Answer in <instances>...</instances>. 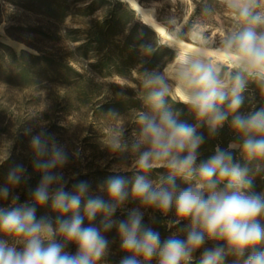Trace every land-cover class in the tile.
Listing matches in <instances>:
<instances>
[{
	"label": "clouds",
	"instance_id": "9594fccd",
	"mask_svg": "<svg viewBox=\"0 0 264 264\" xmlns=\"http://www.w3.org/2000/svg\"><path fill=\"white\" fill-rule=\"evenodd\" d=\"M199 6L208 19L218 8L226 10L230 25L216 33L199 19L164 20L170 37L165 46L176 55L162 71L139 73L144 94L138 96L142 108L131 111L137 129L130 143L124 139L128 118L107 115L122 123L105 146L130 153L131 163L119 170L132 172L131 177L110 176L95 192L87 181L66 191L63 169L79 150L70 154L43 124L36 133L24 130L40 180L24 203L15 192L29 179L23 164L12 166L0 184V264H110L115 243L122 254L117 264H225L228 257H234L233 264H264V192L254 191L255 178L264 176V107L255 109V97L249 96L253 110L240 112L249 83L264 100V0H217L215 5L201 0ZM155 51L153 45L141 46L144 56ZM174 104L184 105L196 123L180 120ZM229 120L239 142L217 146L197 164L204 143L199 129L214 137ZM233 150L243 164L234 162ZM155 169L167 174L151 179ZM130 200L138 207L115 219ZM49 201L55 220L37 218V207ZM142 209L160 213L169 230H178L162 239L144 223ZM97 216L98 226L93 224ZM151 219L156 222L155 215ZM113 230L116 237L109 240L106 234ZM69 245H75V254L67 251Z\"/></svg>",
	"mask_w": 264,
	"mask_h": 264
},
{
	"label": "rangeland",
	"instance_id": "374dc122",
	"mask_svg": "<svg viewBox=\"0 0 264 264\" xmlns=\"http://www.w3.org/2000/svg\"><path fill=\"white\" fill-rule=\"evenodd\" d=\"M120 1L135 12L137 21L155 32L154 42L164 45L169 39L162 35L163 32H168L163 21L171 16L189 22L199 19L216 33L222 32L223 28L231 23L229 13L222 8L217 9L213 19L201 17V0ZM207 2L215 5L217 0ZM105 9L104 5L96 10L92 17H99ZM47 20L33 0H0V162L4 160L7 152L9 153L8 158L0 163V184L5 182L12 166L23 164L29 177L27 181L31 183L27 201H30V193L39 183L40 174L33 169V156L29 149L30 137L24 135L26 128H31L33 133H36L41 130L40 126L43 124L47 135L58 144L66 146L70 154L79 150V157H70V163L63 169L65 178L68 179L65 190L70 191L74 184L87 181L95 192L97 186L110 176L133 175L132 172L119 170L121 166L131 163L130 153H113L105 146L111 141L112 129L122 123V120L107 115L109 112H116L128 118L124 124V139L130 143L132 133L137 129V125L131 121V111L142 108L132 102L139 99L138 91L141 88V78L135 69L130 71L135 83L117 75L112 69L101 72L96 70L92 64L96 63L103 52L93 48L86 56H82V52L76 49L82 41L70 43L63 37L51 35L46 31L49 26ZM63 26L78 27L70 19H67ZM41 27H45L42 31L48 36L39 33ZM78 38L83 39L84 36ZM144 41L145 37L138 42L140 49L142 45H146L143 44ZM69 51H73L75 61L68 60ZM172 51L173 58L156 62L155 70L162 71L174 59L176 53L173 49ZM47 53H51V58L42 59ZM140 57L145 59L146 56L140 52ZM130 106L135 107L128 108ZM179 110L184 111L185 116L191 115L188 109ZM199 132L203 135L202 128ZM204 156V152L198 153L197 164L203 161ZM166 174L165 169H155L150 178L155 179L158 175ZM177 184L185 186L179 179ZM254 191L264 192V177L255 178ZM15 192L20 195L22 187H18ZM50 205L51 201L41 207L39 214H36L37 218L50 216L55 220L57 214L51 210ZM135 207H138V202L130 200L124 209L117 211L114 218L125 219L127 209ZM142 211L145 212L144 223L158 231L162 239L178 230H169L161 222L160 213L151 209ZM153 215L156 216L155 223L151 219ZM171 215L170 213L169 218ZM100 219L101 217L97 216L93 224L98 226ZM186 223L182 221L181 226ZM87 224L88 221L85 220V226ZM106 235L109 240H113L116 232L113 230ZM184 235L183 232L179 233L180 238H184ZM211 246V243L205 245ZM67 251L75 254V245H69ZM121 255L118 243L113 244L110 264H117ZM199 256L198 251L197 260ZM233 262L234 257H228L225 264Z\"/></svg>",
	"mask_w": 264,
	"mask_h": 264
},
{
	"label": "trees",
	"instance_id": "16d2710c",
	"mask_svg": "<svg viewBox=\"0 0 264 264\" xmlns=\"http://www.w3.org/2000/svg\"><path fill=\"white\" fill-rule=\"evenodd\" d=\"M33 3L36 4L41 14L43 13L47 17L49 26L46 27V31L50 32L51 35L63 37V39L70 43L82 41L76 48L82 52V56H86L93 48L103 52L96 63L92 64L100 72L101 70L110 71L112 69L117 75L135 83V79L130 73L131 70L135 69V72L139 75V73L145 70H155L156 62L171 60L173 58L172 49L164 44L154 42L155 32L147 25L137 21L135 12L126 7V4L120 0H33ZM104 5L106 6L104 12L99 17H92L94 12ZM67 19H70L78 27L65 28L63 24ZM44 28L41 27L39 33L48 36L46 33H43L42 29ZM78 36H84V38L80 39ZM144 37L145 41L143 44L156 47V51L146 56L145 59L140 57L141 49L138 43ZM38 51L42 52L40 49ZM51 56V53H47L41 58L47 60ZM67 58L70 61H75L73 51H69ZM138 92L143 96V89L140 88ZM244 95L246 99L240 109L241 113L253 110L252 106L248 103L247 98L249 96L255 97V109L258 110L260 107H264V100L261 99L259 90L254 84L249 83ZM132 102L137 104L135 106H142L140 99H135ZM135 106L128 108H134ZM173 107L175 109H187L182 104H174ZM180 112V120L188 124L196 123L192 115L185 116L184 111ZM201 128L203 129L204 143L201 145L200 152L198 153L204 152L203 161L214 155L217 146L227 149L229 143L234 141L239 142L238 137L230 127V120L218 130V133L214 137L209 136L206 128ZM232 154L234 162L243 164L238 150H233ZM21 187L22 192L19 195V203H24L29 198L28 188L31 187L30 181L23 183ZM40 208L37 207L36 214H39Z\"/></svg>",
	"mask_w": 264,
	"mask_h": 264
},
{
	"label": "bare ground",
	"instance_id": "6f19581e",
	"mask_svg": "<svg viewBox=\"0 0 264 264\" xmlns=\"http://www.w3.org/2000/svg\"><path fill=\"white\" fill-rule=\"evenodd\" d=\"M140 12H141V11H140ZM143 12H145V11H143ZM149 22H150V21H149ZM162 35H163L164 38H166V39H167V38L170 39V37H169V33H168V32H163ZM174 58H175V57H174ZM172 61H173V60H172ZM172 61H171V62H172ZM168 64H169V63H168Z\"/></svg>",
	"mask_w": 264,
	"mask_h": 264
}]
</instances>
